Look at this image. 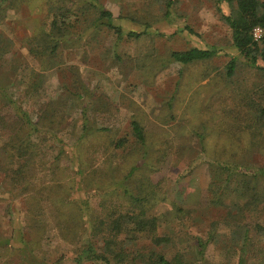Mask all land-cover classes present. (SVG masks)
I'll list each match as a JSON object with an SVG mask.
<instances>
[{
  "label": "rangeland",
  "instance_id": "rangeland-1",
  "mask_svg": "<svg viewBox=\"0 0 264 264\" xmlns=\"http://www.w3.org/2000/svg\"><path fill=\"white\" fill-rule=\"evenodd\" d=\"M53 1L56 0H26L8 9H4L6 3L0 4V84L5 86L4 91L0 90V238H11L15 245L24 246L22 239L25 237L34 248L31 252L34 258L25 260L19 250L2 249L0 264H75L77 249L87 235L84 236L83 229L74 234L69 230V208L60 211L56 203L46 199L47 184L60 181L66 185L82 178L68 196L87 197L93 206V217L102 218L112 211L122 212L131 207L123 196L122 184L117 185L119 192L114 190L107 194L110 189L104 186L111 185L107 172L113 167L121 168L113 172L117 179L123 173L124 154L114 151L113 141L131 133L133 117L144 124L150 144H157L153 152L158 170L151 174L150 181L156 185L158 200L162 196L167 200L149 203L146 214L163 213L158 233L161 236L170 234L173 242L162 252L168 259L177 251L187 259H194V236L207 238L212 228L210 220L214 219L219 221L214 230L217 241L213 240L206 250L208 264H235L238 254L234 256L228 249L232 226L222 223L228 209L207 206L210 182L218 176L209 158L197 155L200 140L190 133L198 128L203 130L201 123L221 135L225 129L231 131L233 128L242 133L233 147L249 145L252 151L242 153L243 149V158L261 164L264 158L257 145L264 144V122L254 121L252 112L256 111L250 102H264V76L233 46L229 26L221 19L214 0H176L173 9L176 18L171 23L161 17L162 6L158 0H101L113 12L114 23L125 29L143 30L144 24L127 16L138 9L149 8L152 14L150 30L154 35L121 40L106 28L97 31L94 39H90L87 32L84 34L83 28L96 14L83 12L80 4L84 0H78L76 14L81 15V19L58 49L42 60L30 50L31 39L41 32L43 24L50 25L52 7H60L59 1ZM223 8L229 13L230 2L225 1ZM195 46L216 47L218 53L190 66L169 61L170 51ZM116 55L122 59L118 60ZM237 56L235 72L227 78V65ZM87 91L91 94H86ZM74 92H82L84 97L79 99L72 95ZM14 102L35 119L43 112L49 115V123H57L56 127L55 123L51 125L56 134L33 136L34 152L26 161L10 159L13 169L23 167L17 180L13 179L14 173L4 172L10 164H5L8 149H3L6 142L12 145L9 135L17 119ZM84 104L88 105L86 111ZM50 112H55L56 117L50 118ZM84 112L88 120L86 126L95 130L106 127L107 130L89 136L83 143L81 160L86 170L80 177L76 173L78 158L70 152L61 153V147L64 142L70 146L74 134L76 137L82 132ZM250 123L254 125L249 127ZM259 127L263 134L251 143L250 131ZM210 137L211 134L206 141L209 145L223 146V142ZM256 140L259 142L255 143ZM69 146L66 147L72 152L77 151L76 147ZM127 146L138 156L130 142ZM12 148L9 147V153L10 150L16 152V148ZM96 176L99 182L94 180ZM96 186L102 187V191L95 193ZM28 201L35 204V209H26ZM179 201L186 211L195 209L192 216L187 214L181 220V217H174L177 212L174 203ZM29 218L33 221L31 227ZM73 222L81 226L79 220L73 219ZM139 244L144 249L148 246L161 250L144 235Z\"/></svg>",
  "mask_w": 264,
  "mask_h": 264
},
{
  "label": "trees",
  "instance_id": "trees-1",
  "mask_svg": "<svg viewBox=\"0 0 264 264\" xmlns=\"http://www.w3.org/2000/svg\"><path fill=\"white\" fill-rule=\"evenodd\" d=\"M58 1L60 2V7L57 6L56 9L52 7L51 9L53 18L50 20V25L43 24L44 28H42L41 32L31 39L32 45L30 50L42 60H44L45 56L49 57L48 55L58 49L60 42L63 39H67L66 37L81 19V15L76 14L78 0H56L53 2L59 3ZM158 1L161 2L162 6L161 17L163 20L171 23L176 18L173 11L176 0ZM225 1L230 2L231 10L229 13L224 11L223 3ZM17 2L22 3L26 2V0H0V4L6 3V8L4 9L16 6ZM214 3L221 15V19L229 26L233 46L241 56L245 57L252 67L260 71L264 76V35L259 41L255 40L252 36V29L256 25L264 28V0H214ZM80 9L86 13L94 11L96 14L94 20L88 22L82 30L84 34L86 32L89 34L90 39H94L97 31L105 28L113 31L117 40L140 38L154 35L153 33H155L150 30L152 26V14L148 10L149 8L146 7L138 9L134 14L127 16L132 21L137 20L144 24L143 30L132 27L125 29L122 25L114 23L113 12L107 9L101 0H84L80 4ZM73 16L76 19H73ZM159 33L164 36L161 32ZM217 53L216 47L203 48L195 46L186 50H172L169 52L168 57L169 61H176L184 66H190L198 62H205L216 56ZM116 56L118 60L122 59L121 56ZM237 61H239L238 56L229 61L226 70L227 78L234 74ZM4 88L5 86L0 84V90L4 91ZM84 91H86L85 88ZM86 94L90 95L91 92L87 91ZM72 95L79 99L84 97L82 92H74ZM256 103L258 104L253 103V101L250 102V105L256 111L255 114L252 112L253 116H255L254 121L256 123H263L264 102ZM13 104L16 110L14 114L17 119L14 122L15 127L11 128V133L10 135L8 134L10 141L12 140V145L11 142H9L10 145L6 142L3 149L9 150V147L12 146L16 148L17 153L13 148L14 153L11 150L10 153L8 150L5 151L7 159L5 164L10 165L9 168H3L4 172L14 173L13 179L17 180V176L21 175L23 167L13 169L12 158L26 161L28 159L26 157L29 154L33 155L32 152H34L36 141L33 140V136L35 134L38 136L56 134V130L51 126L55 122H48L49 115L47 116L42 112L35 119L31 114L25 112L20 104L17 102ZM87 107L88 105L84 104L83 110L86 111ZM85 114L86 112H84L85 119L82 132L75 137L76 133L74 131V142L68 141L71 144L70 146L64 142V146L61 147V153L70 152L78 158L79 170L76 173L80 177L85 174L86 170L81 160L83 143L89 136H96L101 134L102 131L107 130L106 127L96 130L90 129L89 126H86L88 120ZM51 117L55 118L56 113L50 112ZM74 125L76 123L73 124V128H75ZM201 125L203 130L200 131V128L192 130L190 135L193 133L200 140L201 147L197 155L202 154L203 156H207L209 163H211L213 170L218 176L210 182V194L207 197L209 204L207 206L212 208L225 206L228 209L223 216L222 223L232 226L230 227L231 234L228 249L234 256L238 254L235 264H264V160L261 164H257L244 159L241 151L244 149L242 153L246 151L251 152L252 148L249 145L233 147L235 146L234 141H238L242 137V133H238L232 128L231 131L225 129L223 131L224 135H221L218 131H210L208 127L206 128L205 123H201ZM253 125V123H250L249 127ZM56 126L57 123H55ZM131 128V133L128 136L126 135L113 141L115 143L114 151L124 154L125 167L123 168V173L117 179V176L113 172L116 170L121 171V168L113 167L110 170L111 172H107L110 174L109 182L112 180L111 185L107 183L108 186H104V188L108 187V190L110 189L109 191L106 190L108 191L106 192L107 194L111 191L114 192V190L119 192L117 185L122 184V187H124L123 196L127 197L131 206L126 211H112L102 218L93 217L91 215L93 206H91L87 197L75 198L74 196H68V192L73 191L76 185L83 181L82 178L75 180L73 183L68 182L66 185L60 181L47 184L48 192L46 199L54 202V204L56 203L60 211L64 207L69 208L71 214L68 221V227H71L69 230L74 234L81 233L83 229L84 236L87 235L84 243L77 249L78 252L74 258L75 264H84L87 261L98 260L105 262V264H208L206 250L213 240L217 241V235L215 236L214 230L217 229L219 221L214 219L210 220L212 228L208 232L207 238L194 236L195 242L193 246L196 252L194 259H187L180 251H177L173 258L168 259L162 252L164 248H168V245L173 242L170 234L161 236L158 233L163 213L153 216L146 214L149 203L167 200L164 196L158 200L159 195L156 185L150 181L151 174L158 170L153 152V148L157 144H150L149 134L144 124L136 117H133L131 121ZM206 129L207 135L205 134ZM263 129L259 127L256 131H250V135L252 136L251 143H254L255 139H258V135L263 134ZM209 134L212 136L210 138L216 142H223V146L216 144L209 145L206 142ZM131 138L132 140H130ZM129 142L132 149L138 153V156L131 153L127 146ZM258 142L259 140H256L255 143ZM66 146L73 149L76 147L77 151L72 152ZM257 147L264 158V144L257 145ZM56 158L57 155L55 156V160ZM199 160H196L195 163ZM76 165L78 166V164ZM94 180L99 182V176H96ZM12 182L15 184L14 180ZM53 188L55 189L54 192ZM101 189L103 188L96 186L95 193L102 191ZM56 194L58 196L54 198ZM182 201L173 202L177 207L174 217H181L179 220L183 219L187 214L192 216V212H195V209H188L186 211L182 207V203L186 200ZM196 201L197 196H195ZM34 206L33 202L28 201L26 209L28 211L33 210L35 209ZM73 219L79 220L81 226H76ZM28 222L31 227L33 221L29 218ZM143 235L147 236L154 246L161 247V250H154V247L149 248L148 246H145V249L141 248L139 241ZM22 240L24 242L22 245L24 246H18L11 241V238H0V257L4 253L2 249L6 251L16 249L21 251L23 260L33 259L34 255L31 253L34 250L33 245L26 242L27 239L25 237Z\"/></svg>",
  "mask_w": 264,
  "mask_h": 264
},
{
  "label": "built area",
  "instance_id": "built-area-1",
  "mask_svg": "<svg viewBox=\"0 0 264 264\" xmlns=\"http://www.w3.org/2000/svg\"><path fill=\"white\" fill-rule=\"evenodd\" d=\"M264 35V28L260 25H256L253 29H252V36L255 40L259 41L261 40V38Z\"/></svg>",
  "mask_w": 264,
  "mask_h": 264
}]
</instances>
